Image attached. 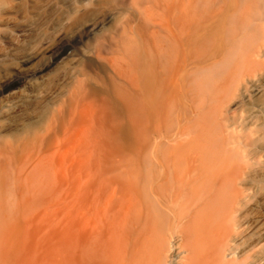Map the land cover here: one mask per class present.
I'll return each mask as SVG.
<instances>
[{"label": "bare ground", "instance_id": "1", "mask_svg": "<svg viewBox=\"0 0 264 264\" xmlns=\"http://www.w3.org/2000/svg\"><path fill=\"white\" fill-rule=\"evenodd\" d=\"M23 1L0 0V264L53 208V264H264V0Z\"/></svg>", "mask_w": 264, "mask_h": 264}, {"label": "rangeland", "instance_id": "2", "mask_svg": "<svg viewBox=\"0 0 264 264\" xmlns=\"http://www.w3.org/2000/svg\"><path fill=\"white\" fill-rule=\"evenodd\" d=\"M7 1V0H6ZM23 3H25V5L27 6V4L26 3H28L27 2V0H25V1H23ZM7 4H9V3H7ZM6 3H5V7L3 8V9H0V10H5L6 9V6H10V5H7ZM29 4V3H28ZM24 4H22V2H21V4H20V6H21V8H20V6H19V10L21 11H24V10H27L26 8L28 7V6H30V4L26 7ZM24 7V8H23ZM136 8V4H134L133 6L129 3V0H117L116 1V3H114L113 5H108V6H100L99 7V10H104V11H107V10H120V11H131V12H135V10L137 9H135ZM28 10H31L30 9V7H28ZM1 15V14H0ZM77 38H74V40H72V41H75V43L78 41V39L76 40ZM70 48V46H64L63 47V49L62 50H65V49H68V48ZM142 187H143V189H144V193H146V190H145V185L144 184H142ZM143 189H142V191H143ZM62 209V208H61ZM56 210V208L54 209L53 208V211L51 210L50 212H54L51 216H50V219H49V217H47L48 218V220L51 222V223H53L54 222V217H56V215L58 216V215H60L58 218L56 217V220H55V222H57L58 224H60V225H58L57 223H56V225H52L51 223V225L49 224V223H47V222H45L44 224H49V226L46 224V226H47V228L46 227H44L43 225L44 224H42L41 223V226H43V230H41V231H43L44 233L42 234L41 232V234L39 233V236L41 237V239H42V241H40V238L38 239V241H37V239H36V242L37 243H41L42 242V244H40V246L42 245V247H40V246H37V245H39V244H37L36 243V245L34 244V247L32 246V248L33 249H36V250H33L32 252H28V251H26V252H24V254H22L21 255V258L18 256V255H16V256H18V257H16V259L17 258H19V260H18V264H20V262H21V264H53L52 262H53V253H52V251H50V250H52V248H51V243H48L49 241L51 242V237H52V235L54 234V233H56V230H59V228L64 224V222L63 221H61V220H64L65 219V213H60L59 214V209L57 208V210ZM54 215V216H53ZM63 217V218H62ZM52 218V219H51ZM54 219V220H53ZM61 219V220H60ZM58 220H60V221H58ZM65 221V220H64ZM55 222H54V224H55ZM63 222V223H62ZM55 227H56V229H55ZM59 227V228H58ZM47 230H46V229ZM49 229V230H48ZM50 233V235L51 236H49L48 234ZM47 237V238H46ZM38 238V237H37ZM49 238V239H48ZM47 240V241H46ZM43 241H45L44 243H43ZM48 243V244H47ZM45 246H44V245ZM49 245H50V247H49ZM36 246V247H35ZM38 247H40V248H38ZM45 247V248H44ZM49 247V248H48ZM39 250V251H38ZM45 250V251H44ZM31 251V250H30ZM49 251V252H48ZM44 252V253H43ZM23 253V252H22ZM29 253V254H28ZM33 255H32V254ZM47 253V254H46ZM25 255H28V256H25ZM41 255H43V256H41ZM51 255H52V257H51ZM36 256H37V258H36ZM10 257H12V256H10ZM15 257L13 258V259H15ZM50 257V258H49ZM28 258V259H27ZM40 258H42V259H40ZM45 258H47V259H45ZM15 259V260H16ZM27 259V260H26ZM34 259V260H33ZM52 259V260H51ZM8 260H10V259H8ZM7 260V261H8ZM14 260V261H15ZM37 260H38V262H37ZM4 262H2V264H3ZM7 263V262H6ZM5 263V264H6ZM14 264H16V263H14Z\"/></svg>", "mask_w": 264, "mask_h": 264}]
</instances>
